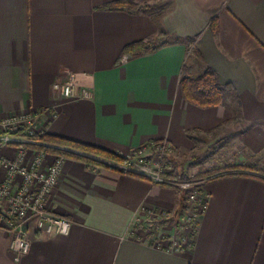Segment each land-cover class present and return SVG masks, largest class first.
<instances>
[{
    "label": "crops",
    "instance_id": "1",
    "mask_svg": "<svg viewBox=\"0 0 264 264\" xmlns=\"http://www.w3.org/2000/svg\"><path fill=\"white\" fill-rule=\"evenodd\" d=\"M111 1L0 0V120L40 111L45 133L120 156L165 139L181 157L220 133L236 142L232 154L228 143L215 150L226 165L264 162V0H132L153 6L135 13L102 8ZM160 33L154 51L121 56ZM207 67L230 90L201 108L179 81ZM67 76L91 96H58L53 84ZM205 191L191 246L169 252L129 231L145 222L144 209L181 211L178 189L67 157L47 208L70 219L69 234L42 235L30 219L29 251L15 261L0 229V264H264V176L231 171L209 178Z\"/></svg>",
    "mask_w": 264,
    "mask_h": 264
},
{
    "label": "built area",
    "instance_id": "2",
    "mask_svg": "<svg viewBox=\"0 0 264 264\" xmlns=\"http://www.w3.org/2000/svg\"><path fill=\"white\" fill-rule=\"evenodd\" d=\"M53 91L66 99L91 96L88 89L78 87L72 76L54 82ZM40 114V111H29L0 120V229L10 235V250L15 261L29 251L27 225L30 219L35 221V231L42 235H67L72 225L70 219L47 208L48 197L57 185L66 157L12 145V142H27L24 136L13 138L12 132L45 133L38 122ZM174 151L167 140H152L122 156L123 162L110 161L107 165L184 193L185 204L181 211L171 214L154 207L144 209L145 222L134 221L129 231L136 240L150 241L169 252H181L191 246L199 218L207 206L204 185L212 176L187 181L167 178L166 174L174 170L170 161Z\"/></svg>",
    "mask_w": 264,
    "mask_h": 264
},
{
    "label": "trees",
    "instance_id": "3",
    "mask_svg": "<svg viewBox=\"0 0 264 264\" xmlns=\"http://www.w3.org/2000/svg\"><path fill=\"white\" fill-rule=\"evenodd\" d=\"M102 8L135 13L138 11L150 10L151 8H153V6L137 3L132 0H114L105 3ZM209 27L211 32L213 34H216L218 30V21L216 16L210 19ZM164 36L165 33H160L155 38L131 42L123 47L121 56L126 55L130 57H136L139 55L150 53L158 47L161 39ZM179 89L186 101L195 106L207 108L220 105L224 101L226 93L230 90V86L229 84H221L217 72L214 69L207 67L201 74L197 76L183 75L179 81ZM11 134L18 137L24 136L27 140V142H12V145L14 146H22L27 149L41 150L51 154L63 155L66 158L73 157L87 163H93L103 167L109 166L106 163L86 156L85 154H91L93 156L104 158L116 163H121L124 161V158L122 156L114 152L102 149L89 143L76 141L59 135L50 133H36L34 135H26L22 130L12 132ZM227 169L229 171L227 173H219V170H211L196 175H189L185 171L180 169L173 170L172 172L167 173L166 177L173 180L187 181L203 176L227 175L230 174L231 171L237 170L253 172L258 175L264 176V168L256 165H230ZM182 195L184 199L183 192Z\"/></svg>",
    "mask_w": 264,
    "mask_h": 264
},
{
    "label": "rangeland",
    "instance_id": "4",
    "mask_svg": "<svg viewBox=\"0 0 264 264\" xmlns=\"http://www.w3.org/2000/svg\"><path fill=\"white\" fill-rule=\"evenodd\" d=\"M12 137L16 139L20 138L15 135H12ZM202 139L205 140L204 144L206 143L208 144L211 142L209 146L204 147V145L201 144L200 146L196 147L195 152L189 153L188 155L186 154L185 156H181V157H179V155L174 154L175 151L172 153V155L170 156V161L172 163L174 170L182 169L186 173L195 171L196 173L194 175L202 173V172H206V171H211V170H215V171L219 170V173H227L228 172L227 168L228 166H230L228 164L226 165L228 159L226 157H222L223 155H217V154H215V156L213 155L214 153H217L215 152V150L218 149L219 146H221V144L223 143H228L227 151L225 154L226 155L232 154V152L235 151V148H236V147L235 148L233 147V149H231L233 144H236V142H234L235 139L225 138L221 136L220 133L216 140H215V137L212 135H204L202 136ZM28 150L31 151L32 149H28ZM86 155L90 157H96L91 154H86ZM177 156L179 157L180 160L178 159ZM171 157L176 158V159L174 160ZM47 161H49V159H46V162ZM222 164L224 166H222ZM247 164L256 165V166L264 168V166H262L264 165V162L259 163V164L256 162L251 163V164L247 163Z\"/></svg>",
    "mask_w": 264,
    "mask_h": 264
}]
</instances>
